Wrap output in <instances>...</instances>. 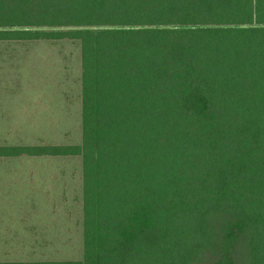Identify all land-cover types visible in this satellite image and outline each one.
<instances>
[{
	"label": "trees",
	"instance_id": "obj_1",
	"mask_svg": "<svg viewBox=\"0 0 264 264\" xmlns=\"http://www.w3.org/2000/svg\"><path fill=\"white\" fill-rule=\"evenodd\" d=\"M80 41L83 261L264 264V0H0V41Z\"/></svg>",
	"mask_w": 264,
	"mask_h": 264
},
{
	"label": "rangeland",
	"instance_id": "obj_2",
	"mask_svg": "<svg viewBox=\"0 0 264 264\" xmlns=\"http://www.w3.org/2000/svg\"><path fill=\"white\" fill-rule=\"evenodd\" d=\"M0 62L5 63L0 64V104H7L5 115L10 116L7 123L0 120V146L82 145L81 42L0 43ZM0 161L42 164L10 166V177L0 176V213H9L0 220L12 227L2 236L7 246L0 249V263L83 261V158ZM34 223L39 234L33 232Z\"/></svg>",
	"mask_w": 264,
	"mask_h": 264
},
{
	"label": "crops",
	"instance_id": "obj_3",
	"mask_svg": "<svg viewBox=\"0 0 264 264\" xmlns=\"http://www.w3.org/2000/svg\"><path fill=\"white\" fill-rule=\"evenodd\" d=\"M63 41H66V40H63ZM68 41H71V40H68ZM39 42H43V41H39ZM39 42H22V43L30 44V43H39ZM49 42H52V41H49ZM59 42H61V41H59ZM0 43L5 44V43H11V42L10 41H0ZM0 64L2 66V64H5V63L4 62H0ZM6 66H7V63H6ZM1 102H5V100H2ZM6 106H7V104H0V111L2 110V119L0 118V120H2V122H6L7 123L10 120V116L9 115H5V111L8 110ZM1 107H2V109H1ZM0 147H8V146H0ZM31 158H41V157H31ZM40 165H42V164H39V163H28V165H27V164H21V163H9V162H5V161L2 163L0 161V176H2V177H10V173H11L10 168H9L10 166L36 168V166L39 167ZM13 176H15V175H13ZM33 177H34V174H28L27 178L31 179ZM3 192H4V190H3ZM13 201H15V200L13 199ZM32 212L33 211H30L28 213L30 214ZM5 214L8 215L9 213H6L4 211L2 213H0V219L1 218H6ZM34 224L35 225H34L33 232L35 233V229H36L37 234H39L40 233V227H39L38 223H34ZM29 225H33V224L30 223ZM10 228H12L10 226V223H8L6 221H3V220H0V245L3 242V246H0V249L7 246L5 244L6 241L3 240L2 236H3V234H5L7 236L9 234V232H10L9 231ZM29 234H31L30 231L27 232L28 236H29ZM29 238H30V236L28 238L23 237V242L26 244L25 247H28L27 244H29V242H27V240ZM65 262H73V261H65ZM1 263H47V262H13V261L7 262L6 261V262H1Z\"/></svg>",
	"mask_w": 264,
	"mask_h": 264
}]
</instances>
